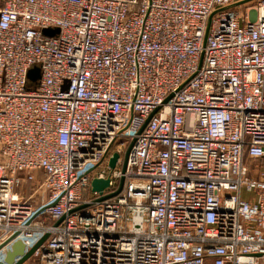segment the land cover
Listing matches in <instances>:
<instances>
[{
	"label": "built area",
	"instance_id": "2783aa9c",
	"mask_svg": "<svg viewBox=\"0 0 264 264\" xmlns=\"http://www.w3.org/2000/svg\"><path fill=\"white\" fill-rule=\"evenodd\" d=\"M230 3L0 0V264H264V0Z\"/></svg>",
	"mask_w": 264,
	"mask_h": 264
},
{
	"label": "water",
	"instance_id": "95a60500",
	"mask_svg": "<svg viewBox=\"0 0 264 264\" xmlns=\"http://www.w3.org/2000/svg\"><path fill=\"white\" fill-rule=\"evenodd\" d=\"M250 1H253V0H244L241 3L250 2ZM29 77L33 81V84H34L39 77L38 69L36 68L33 69L30 72ZM127 153H128V150H126L124 154V158L122 162L123 170L126 164ZM118 158H119V154L113 153L112 156L108 159V167L110 169H113L115 167V164ZM122 183H123V180L121 179L118 190L121 188ZM108 184H109V178H105V179L93 178L90 182L91 191L96 192L99 195H101L103 193V190L108 186ZM115 193L101 196L99 199L111 197ZM32 252H33V248L26 250L23 243L20 240H16L8 248L5 249L4 261L6 264H23L31 256Z\"/></svg>",
	"mask_w": 264,
	"mask_h": 264
},
{
	"label": "crops",
	"instance_id": "0c3cea01",
	"mask_svg": "<svg viewBox=\"0 0 264 264\" xmlns=\"http://www.w3.org/2000/svg\"><path fill=\"white\" fill-rule=\"evenodd\" d=\"M244 0H231V3L228 5V8H233L236 11L239 12V15L241 16V21H245L247 18L244 17L245 13H248V18L252 19L255 17V13L253 11L247 10V7L251 5L256 0L250 1V2H243Z\"/></svg>",
	"mask_w": 264,
	"mask_h": 264
},
{
	"label": "rangeland",
	"instance_id": "374dc122",
	"mask_svg": "<svg viewBox=\"0 0 264 264\" xmlns=\"http://www.w3.org/2000/svg\"><path fill=\"white\" fill-rule=\"evenodd\" d=\"M58 28L55 29V33H58ZM25 88L28 89H34L35 88V84H32L30 82H27L25 85ZM23 264H38L37 261L33 258H28Z\"/></svg>",
	"mask_w": 264,
	"mask_h": 264
},
{
	"label": "trees",
	"instance_id": "16d2710c",
	"mask_svg": "<svg viewBox=\"0 0 264 264\" xmlns=\"http://www.w3.org/2000/svg\"><path fill=\"white\" fill-rule=\"evenodd\" d=\"M87 195V191L85 192V196Z\"/></svg>",
	"mask_w": 264,
	"mask_h": 264
}]
</instances>
